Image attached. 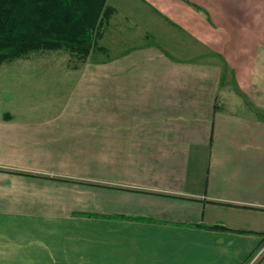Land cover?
<instances>
[{
  "label": "crops",
  "instance_id": "0c3cea01",
  "mask_svg": "<svg viewBox=\"0 0 264 264\" xmlns=\"http://www.w3.org/2000/svg\"><path fill=\"white\" fill-rule=\"evenodd\" d=\"M107 4L67 94L4 79L0 264H264V0Z\"/></svg>",
  "mask_w": 264,
  "mask_h": 264
},
{
  "label": "trees",
  "instance_id": "16d2710c",
  "mask_svg": "<svg viewBox=\"0 0 264 264\" xmlns=\"http://www.w3.org/2000/svg\"><path fill=\"white\" fill-rule=\"evenodd\" d=\"M113 13L107 0H0V64L64 51L79 68L92 51L105 50L99 40Z\"/></svg>",
  "mask_w": 264,
  "mask_h": 264
},
{
  "label": "rangeland",
  "instance_id": "374dc122",
  "mask_svg": "<svg viewBox=\"0 0 264 264\" xmlns=\"http://www.w3.org/2000/svg\"><path fill=\"white\" fill-rule=\"evenodd\" d=\"M107 6L111 7L108 4H107ZM113 15H114V13L110 16L108 21H110V19L112 18ZM108 21L105 23V27H103L104 32L107 28ZM111 40L112 39H111L110 35H108V37L105 41L100 39L99 44L101 45V44L105 43L108 45V44H110ZM129 41H130L129 44H131L132 39H129ZM139 42H142V41L141 40L133 41L132 44H138ZM149 42H156V41L153 39H150ZM21 63L28 64L26 66L31 68L30 71H31V74L33 75V78L40 79L42 83H45L46 86L44 87V89L47 91H51V89H52V88H50L51 83H49V82H50V80L54 79V75H55L56 79H54V80L57 81L56 84L58 82H61L60 86L57 85L56 93L58 95V98L67 94L66 93L67 88L73 82V80H76V78H78L80 70L86 64L85 63L83 65H80L79 68L74 67L75 64L70 62V55L64 51L31 54L28 57L20 58V59H17L15 61H12V62L1 63L0 64V96L4 95L6 93V91H4L5 89H3V84L5 82L4 79L6 77H7V79H9L8 77H11L10 73H12V74L16 73V75H18V77L22 76V74H23L21 71L22 68H20L21 65H18ZM229 75H230V73H229ZM228 77L231 79L230 76H228ZM1 79H3V80H1ZM31 81L36 82L34 80H31ZM231 81H232V79H231ZM56 84H55V86H56ZM226 87H228V88L224 87L222 94H225V92H229L230 95H232L233 94L232 91L234 89V82L233 83L229 82ZM44 94H46V91L44 92ZM261 252H264V247L261 249L260 253H258L257 255H260Z\"/></svg>",
  "mask_w": 264,
  "mask_h": 264
}]
</instances>
